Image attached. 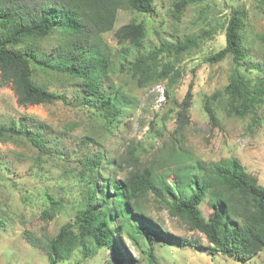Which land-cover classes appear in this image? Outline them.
Segmentation results:
<instances>
[{"label": "rangeland", "instance_id": "obj_1", "mask_svg": "<svg viewBox=\"0 0 264 264\" xmlns=\"http://www.w3.org/2000/svg\"><path fill=\"white\" fill-rule=\"evenodd\" d=\"M179 2L155 0L150 15L118 12L115 28L101 34L110 65L94 102H81L78 80L34 66V83L65 97L66 103L24 107L11 86L0 85V126H15L24 133L0 141V221L4 226L0 229V264H49L43 248L48 240L65 225H73L89 204H101L108 184L123 182L133 165L141 174L150 170L165 176L172 185L175 178L188 175L177 173L179 168L235 158L264 187V102L237 115V105L224 90L239 65L231 56L213 64L206 61L226 47L231 15L243 13L244 48L258 71H248L244 64L240 69H246L253 85L258 83L253 79L263 81L264 93V0H192L184 7ZM129 23L145 28L140 50L120 45L115 38V31ZM57 39L50 34L34 42L33 50L39 56H53ZM187 39H194L195 45L175 52L173 46ZM158 52L154 61L158 71L168 66L173 72L168 79L141 86L139 78L132 76V63ZM175 72L180 73L176 83L172 81ZM191 84L189 120L180 129L179 106ZM216 93L221 95L209 103L216 116L214 124L205 100ZM110 104L117 107V113L109 110ZM28 135L37 136L41 143ZM174 153L182 154L183 161L171 163L169 157ZM98 156L100 162L91 173L87 163L92 165ZM192 174L203 175L199 170ZM179 183L175 192L188 198L190 188ZM94 194L98 199L92 198ZM116 197L113 192L107 194V208H114ZM159 199L152 191L140 195L142 225L147 231L138 245L115 221L111 229L118 253L96 249L85 258L80 248L56 264H264V248L249 261L213 254V245L205 236L191 230L183 217L171 215ZM208 199L207 195L199 206L205 221L213 215ZM158 233L169 235L171 241Z\"/></svg>", "mask_w": 264, "mask_h": 264}, {"label": "trees", "instance_id": "obj_2", "mask_svg": "<svg viewBox=\"0 0 264 264\" xmlns=\"http://www.w3.org/2000/svg\"><path fill=\"white\" fill-rule=\"evenodd\" d=\"M155 0H0V85L11 86L19 105L37 106L53 104L56 101L66 103V98L50 93L33 81L32 67L55 74L67 75L78 80L81 102H94L102 87V79L108 75L110 54L101 34L115 28L120 10H129L138 14L150 15ZM192 0H180L185 6ZM244 27V16L241 12L232 14L225 32L226 47L210 56L208 63L224 61L231 56L235 68L230 85L224 90L230 101L237 105V115H245L264 102L262 93L263 81L253 85L245 75L253 69L241 36ZM144 26L129 23L115 31V38L120 45L130 44L140 50L144 39ZM58 36V45L51 55L39 56L32 44L49 35ZM27 44L25 47L24 45ZM29 45L31 47H29ZM195 45L194 39L173 46L175 52L182 53ZM164 48L159 49L162 52ZM171 48L169 47L170 51ZM129 55L128 50H124ZM155 57L142 56L132 63V76L139 78L141 86L158 83L168 79L173 68L164 66L160 71L154 65ZM151 60V61H150ZM241 64L246 69L241 70ZM175 75V76H174ZM174 83L180 78L175 72ZM193 85L187 90L179 108L178 127L183 129L189 120ZM221 95L216 93L205 100V110L209 113L211 123L216 124V116L209 105ZM109 100L108 103H110ZM110 104L109 110L117 113V107ZM119 112V110H118ZM23 136V130L15 126H0V141ZM37 144L41 140L35 135H28ZM136 157V155L134 154ZM182 154H170L169 161L178 163ZM100 157L93 158L87 168L95 172V165ZM135 165L123 182L114 180L109 183V192L105 191L101 204H89L76 216L74 224L62 227L54 238L43 246L48 254L49 264L71 258L78 249L83 250L85 258L91 257L94 250L106 249L118 253L117 243L113 240L112 225L120 222V228L136 245L145 238L143 224L144 212L138 204L141 194L153 192L171 215L183 217L193 231H199L213 245L212 253H219L228 258L246 261L252 260L264 248V187L250 175L238 159L213 164H189L179 168L177 173H188L167 183L165 176L148 170L141 174ZM199 170L203 175H193ZM167 175V174H166ZM176 177V175H175ZM185 183L191 194L181 198L174 186ZM178 181V182H176ZM178 190V189H177ZM117 195L114 208L106 206L107 194ZM208 195L209 207L213 211L209 221L199 213V206ZM93 199H98L96 194ZM168 198V199H167ZM50 201L53 198H49ZM4 227L0 221V229ZM157 233V232H156ZM150 234V233H148ZM171 241L167 234H160ZM152 236V234H150ZM26 237L30 238L26 233ZM176 240L183 243L179 239ZM94 256V255H93Z\"/></svg>", "mask_w": 264, "mask_h": 264}]
</instances>
